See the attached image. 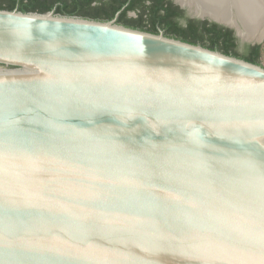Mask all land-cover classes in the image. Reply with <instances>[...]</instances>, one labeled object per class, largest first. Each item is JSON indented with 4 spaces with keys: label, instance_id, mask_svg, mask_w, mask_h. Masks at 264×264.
Listing matches in <instances>:
<instances>
[{
    "label": "water",
    "instance_id": "95a60500",
    "mask_svg": "<svg viewBox=\"0 0 264 264\" xmlns=\"http://www.w3.org/2000/svg\"><path fill=\"white\" fill-rule=\"evenodd\" d=\"M0 66V264H264V66L18 10Z\"/></svg>",
    "mask_w": 264,
    "mask_h": 264
},
{
    "label": "trees",
    "instance_id": "16d2710c",
    "mask_svg": "<svg viewBox=\"0 0 264 264\" xmlns=\"http://www.w3.org/2000/svg\"><path fill=\"white\" fill-rule=\"evenodd\" d=\"M92 0H0V10L23 13L45 14L57 7L56 13L62 16L93 14L100 16L97 8L92 12H83L90 9ZM123 4L130 2L128 10H138L137 18L124 19L126 25L134 29L159 34L161 30L169 38H174L193 45H200L207 49L219 51L245 61L261 64L263 46L245 45L243 51L237 42L234 31L216 22L191 19L179 6L169 0H116ZM123 1V4H122ZM112 17V13H108ZM163 25V29L159 25Z\"/></svg>",
    "mask_w": 264,
    "mask_h": 264
},
{
    "label": "bare ground",
    "instance_id": "6f19581e",
    "mask_svg": "<svg viewBox=\"0 0 264 264\" xmlns=\"http://www.w3.org/2000/svg\"><path fill=\"white\" fill-rule=\"evenodd\" d=\"M179 2L188 5L199 14H210L234 24L238 34L245 40L261 41L264 37V12L260 13L258 9L248 5L247 0H179ZM232 2L238 5L235 12L230 6Z\"/></svg>",
    "mask_w": 264,
    "mask_h": 264
},
{
    "label": "flooded vegetation",
    "instance_id": "af4514ba",
    "mask_svg": "<svg viewBox=\"0 0 264 264\" xmlns=\"http://www.w3.org/2000/svg\"><path fill=\"white\" fill-rule=\"evenodd\" d=\"M172 2V4L174 5H177L179 6L181 9L184 10L185 12V16L188 17V18H191V19H197V18H192L188 12H187V9L183 8L177 0H169ZM129 3L130 2H127L125 4H123V1H122V4L123 6H121L120 2L116 1V0H92L91 3H90V9L88 8L87 10H80V11H83V12H92V11H96V10H91V8H97V6L100 5L99 9L97 10L98 12L101 13L100 16H95L93 14H84V13H79L80 15H74V16H68V17H79V18H83V19H88V20H94V21H100V22H111V21H115V23L117 25H120V26H124V27H127V28H131V29H134L133 26H130V25H126L124 23V19H130V18H137L138 16V10H128V6H129ZM56 9L57 7L55 6V8H53V10L49 11V12H54V14L56 15H59L58 13H56ZM48 12V13H49ZM108 13H112L113 16L112 17H109V14ZM62 16V15H60ZM200 20V19H199ZM226 27V26H224ZM159 28L163 29V25H159ZM229 28V27H227ZM136 29V28H135ZM231 29V28H230ZM136 30H139V29H136ZM233 30V29H232ZM234 31V30H233ZM145 32V31H144ZM160 33H163L164 34V31L161 30ZM159 33V34H160ZM154 34V33H152ZM165 35V34H164ZM234 35L235 37L237 38V42L239 44V46H241L242 44V41L239 37H237L236 35V32L234 31ZM166 36V35H165ZM167 37V36H166ZM245 45H253L251 43H247L245 42L244 43ZM244 45V47H245ZM255 45H258V44H255ZM244 49V48H243Z\"/></svg>",
    "mask_w": 264,
    "mask_h": 264
},
{
    "label": "rangeland",
    "instance_id": "374dc122",
    "mask_svg": "<svg viewBox=\"0 0 264 264\" xmlns=\"http://www.w3.org/2000/svg\"><path fill=\"white\" fill-rule=\"evenodd\" d=\"M262 34V33H261ZM245 42H242L241 46H240V50L243 51L244 48V44ZM261 45L263 46V50H262V60H261V64L262 66H264V37L262 39ZM3 66H0V68H2Z\"/></svg>",
    "mask_w": 264,
    "mask_h": 264
}]
</instances>
